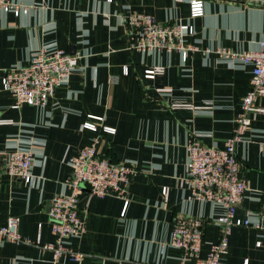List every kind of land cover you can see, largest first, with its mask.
<instances>
[{
    "label": "crops",
    "instance_id": "0c3cea01",
    "mask_svg": "<svg viewBox=\"0 0 264 264\" xmlns=\"http://www.w3.org/2000/svg\"><path fill=\"white\" fill-rule=\"evenodd\" d=\"M13 1L31 8L21 16L0 10V118L14 121L0 124V225L18 216L20 233L33 243L0 242V264H180L184 251L171 240L175 218L185 214L206 220L201 252L206 256L223 235L216 220L223 209L194 200L179 180L188 171L187 145L193 137L221 147L233 133L252 86V66L216 50L259 47L264 0H204V14L196 18L190 16V0ZM133 12L150 13L162 22L193 23L195 33L188 40L213 51L192 52L187 60L176 50L135 51L127 22ZM41 47L82 52L83 57L70 83L57 87L46 106L14 108L15 96L3 88L2 77L8 68L27 64ZM156 66L164 71L147 77V69ZM257 104L264 107V96ZM251 119L237 145L248 183L237 216L257 222L264 200V112L251 113ZM88 120L99 130L85 128ZM103 126L116 131L107 133ZM20 137L23 148L36 155L31 183L6 173L8 142ZM95 137L103 156L130 163L136 172L125 197L92 196L83 186L79 208L86 231L66 243L86 256L55 258L39 246L56 240L51 200L69 191L70 157ZM224 260L264 264V230L234 226Z\"/></svg>",
    "mask_w": 264,
    "mask_h": 264
},
{
    "label": "built area",
    "instance_id": "2783aa9c",
    "mask_svg": "<svg viewBox=\"0 0 264 264\" xmlns=\"http://www.w3.org/2000/svg\"><path fill=\"white\" fill-rule=\"evenodd\" d=\"M30 8V5L13 0H0V10L12 12L16 16L28 14ZM190 11L192 18L202 16L205 11L204 0H190ZM127 22L131 35L130 48L135 51L176 50L181 53L184 60H187L192 52L213 51L209 47L200 48L188 40L189 36L195 33L193 23L182 20L162 22L146 12L130 13ZM216 52L224 58L251 65L252 86L243 98L242 111L236 117L233 133L223 146L207 145L196 137L187 145L188 171L180 177V186L188 187L194 200L209 201L223 209L216 218L223 227V235L210 246L207 255L203 256L201 253L204 243L203 225L206 220L200 216L186 214L176 217L171 244L184 251L180 264H227L224 257L229 250V236L234 226H254L264 230V200L258 212L257 222L237 216V209L248 189L247 180L241 175L237 145L250 129L251 113L264 112V107L257 104L258 99L264 96V38L255 49L234 51L230 48H219ZM82 57V52L72 54L60 48L50 50L41 47L33 52L27 64L8 68L2 77V85L5 90L14 94L16 102L13 107L19 108L22 104L46 106L57 87L70 83L73 70ZM163 71V66H156L147 69L146 76L153 78L156 73ZM201 108L209 106L196 107ZM90 117L102 120L101 116ZM13 122L12 119L0 118V124ZM84 127L99 130L98 124L92 120L86 121ZM103 130L107 133L116 131L111 126H103ZM98 144L99 137H95L89 144L82 146L77 154L70 157L73 170L66 180L69 191L55 194L51 200L49 217L56 240L38 244L41 250L53 251L55 258L68 256L72 261H77L86 256L85 252L66 243L67 239L82 236L86 231V220L80 215L79 208V196L83 186L88 187L92 196L125 197L132 175L136 172V168L130 163L103 156ZM8 148L6 173L31 183L36 164L34 151L32 148H23L21 137L10 140ZM162 192L166 196L168 188L164 187ZM19 224L18 216H9L7 222L0 225V242L8 240L32 244L30 238L20 233ZM257 244L260 245L261 242ZM244 264H248V261Z\"/></svg>",
    "mask_w": 264,
    "mask_h": 264
}]
</instances>
